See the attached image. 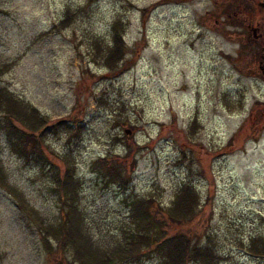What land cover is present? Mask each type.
<instances>
[{
	"label": "rangeland",
	"instance_id": "374dc122",
	"mask_svg": "<svg viewBox=\"0 0 264 264\" xmlns=\"http://www.w3.org/2000/svg\"><path fill=\"white\" fill-rule=\"evenodd\" d=\"M67 7L83 9L70 25L52 30ZM117 18L127 25L130 50L110 71L92 61L97 48L89 40L109 42ZM260 62L264 0H0V85L50 119L77 117L82 126L72 141L50 135L53 152L39 160L20 156L1 136L8 180L56 223L63 212L53 171L64 168L62 157L70 153L82 182L80 209L102 246L129 230L132 199L168 206L191 182L201 204L212 198L187 226L210 238L218 264H264V254L249 248L252 239L264 241ZM117 115L125 121L115 124ZM124 143L136 159L125 187L106 183L93 163L122 155ZM0 264L78 262L70 249L47 253L36 227L0 189Z\"/></svg>",
	"mask_w": 264,
	"mask_h": 264
},
{
	"label": "trees",
	"instance_id": "16d2710c",
	"mask_svg": "<svg viewBox=\"0 0 264 264\" xmlns=\"http://www.w3.org/2000/svg\"><path fill=\"white\" fill-rule=\"evenodd\" d=\"M91 1V0H89ZM225 11L232 9V4L224 3ZM83 8L71 10L67 7L64 17L53 29L66 27L74 21ZM142 9V12H146ZM124 20L115 19L111 24L109 42L92 36L89 41L97 48L92 61L101 64L110 71H116L130 48L126 44ZM3 69H0V72ZM115 124L125 120L116 116ZM194 119L192 125H196ZM134 129V126H131ZM80 119L67 116L52 120L47 115L16 96L7 87L0 85V137L20 156L25 159H45L46 153H52L47 139L50 135L65 133L67 141L80 137ZM125 137V136H124ZM138 148V146H136ZM124 153L111 152L94 161L98 173L106 183L116 182L125 187L131 181L129 166L133 169L136 159L132 147L124 143ZM70 154V153H69ZM69 154H64L63 169L53 171L54 190L57 192L62 216L56 223H48L38 210L29 203L25 194L10 183L2 158L0 144V189L8 193L18 209L29 218L40 234V241L47 253L58 249H70L78 264H127L147 258H155L159 264H218L220 256L214 250L210 238L201 239L198 230L187 226L202 214L209 206L212 196L201 204L198 191L191 182H184L168 206L161 207L152 197L134 198L129 203L128 231L114 243L102 246L92 238L87 229L84 214L80 209L82 182L76 174L75 164ZM130 163V164H129ZM187 226V227H186ZM175 227L177 231H171ZM252 239L249 247L254 253L264 254V241ZM56 242L53 251L52 242Z\"/></svg>",
	"mask_w": 264,
	"mask_h": 264
},
{
	"label": "water",
	"instance_id": "95a60500",
	"mask_svg": "<svg viewBox=\"0 0 264 264\" xmlns=\"http://www.w3.org/2000/svg\"><path fill=\"white\" fill-rule=\"evenodd\" d=\"M259 68L263 71V75H264V64H261V62L259 63ZM125 134H130L131 130L129 128H125L124 129Z\"/></svg>",
	"mask_w": 264,
	"mask_h": 264
}]
</instances>
